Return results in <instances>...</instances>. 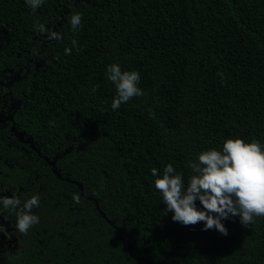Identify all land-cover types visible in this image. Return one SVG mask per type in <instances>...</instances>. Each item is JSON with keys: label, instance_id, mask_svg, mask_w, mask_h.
Returning <instances> with one entry per match:
<instances>
[{"label": "trees", "instance_id": "1", "mask_svg": "<svg viewBox=\"0 0 264 264\" xmlns=\"http://www.w3.org/2000/svg\"><path fill=\"white\" fill-rule=\"evenodd\" d=\"M113 63L144 93L117 110ZM0 117V197H40L27 234L0 204V264H264V217L183 226L151 175L264 146V0H0Z\"/></svg>", "mask_w": 264, "mask_h": 264}, {"label": "clouds", "instance_id": "2", "mask_svg": "<svg viewBox=\"0 0 264 264\" xmlns=\"http://www.w3.org/2000/svg\"><path fill=\"white\" fill-rule=\"evenodd\" d=\"M26 5L35 11L44 0H25ZM82 14L70 16V26L75 32L81 27ZM34 31L44 34V24L36 23ZM48 39L61 40L57 32H49ZM76 47V40L71 41ZM70 55L72 49L65 48ZM107 79L115 86L116 95L111 108L117 110L134 97L144 95L137 86L140 74L136 71H121L118 64H111L106 69ZM93 88V92H95ZM155 114L153 113V116ZM258 141L245 143L241 139H226L222 149H209L198 154L188 167L192 175L185 185L183 174L176 173L172 164L163 169L160 176L153 168L151 175L155 189L161 194L165 205V214L172 213V221L183 226H192L203 222L202 231L215 229L223 236L228 230L222 221L229 217H239L243 226L254 223L255 217H264V150ZM40 197L34 195L21 204L17 197H0L4 209L16 210V229L21 234L39 222V217L32 209L39 207ZM73 201L80 202V196L74 195ZM196 201L202 206L198 209Z\"/></svg>", "mask_w": 264, "mask_h": 264}, {"label": "flooded vegetation", "instance_id": "3", "mask_svg": "<svg viewBox=\"0 0 264 264\" xmlns=\"http://www.w3.org/2000/svg\"><path fill=\"white\" fill-rule=\"evenodd\" d=\"M0 120H1V117H0Z\"/></svg>", "mask_w": 264, "mask_h": 264}]
</instances>
